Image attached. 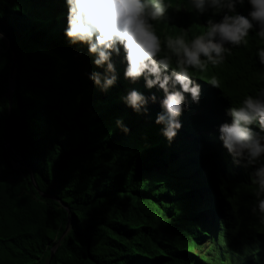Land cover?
I'll list each match as a JSON object with an SVG mask.
<instances>
[{
    "label": "trees",
    "instance_id": "1",
    "mask_svg": "<svg viewBox=\"0 0 264 264\" xmlns=\"http://www.w3.org/2000/svg\"><path fill=\"white\" fill-rule=\"evenodd\" d=\"M165 4L151 21L161 56L168 37L190 41L195 23L200 30L223 15L198 13L190 0ZM249 8L245 0L235 11ZM66 15L64 0H0L16 57L11 74L0 40V264H264V224L251 213L255 166L233 163L217 131L230 122L228 107L264 87L255 43L203 72L189 69L199 103L185 94L188 110L168 143L155 124L162 92L124 78L123 51L112 57L116 85L100 92L86 77L103 69L66 41ZM130 89L156 95L147 115L121 102Z\"/></svg>",
    "mask_w": 264,
    "mask_h": 264
},
{
    "label": "clouds",
    "instance_id": "2",
    "mask_svg": "<svg viewBox=\"0 0 264 264\" xmlns=\"http://www.w3.org/2000/svg\"><path fill=\"white\" fill-rule=\"evenodd\" d=\"M64 2L67 8L66 41L72 46L86 47L94 67L103 69V73L93 71L86 78L100 92L107 93L118 79L112 57L123 51L124 78L131 83L143 78L146 89L162 92L161 111L155 117V124L162 126L160 134L168 143L182 127V112L188 110L185 94L193 104L199 103L201 88L192 78L190 68L203 72L209 63L213 66L221 64L231 48L237 51L247 45V40L255 43V55L264 66V0H247L250 8L237 12L236 5H243L245 0H190L191 9L198 13L211 9L213 15L221 11L223 15L219 21L207 20V26L190 41L183 35L175 39L168 37L165 48L170 54L162 56L159 55L161 40L151 21L164 17L165 0ZM3 39L0 33V40ZM209 83L218 87L215 76ZM121 102L135 114L147 115V104L157 103V98L154 94L145 97L136 89H130L121 97ZM225 115L230 122L219 125L218 139L233 163L243 162L245 168L255 166L249 174L251 184L256 186L251 213L264 224V87L255 95H246L239 106L228 107ZM115 123L125 134L129 132L122 120L117 119Z\"/></svg>",
    "mask_w": 264,
    "mask_h": 264
},
{
    "label": "water",
    "instance_id": "3",
    "mask_svg": "<svg viewBox=\"0 0 264 264\" xmlns=\"http://www.w3.org/2000/svg\"><path fill=\"white\" fill-rule=\"evenodd\" d=\"M0 33L3 34L4 36V39L2 40L4 42V44L6 45L7 49H9V51L11 52L12 54V65H11V74L13 73L14 71V68H15V64H16V57H15V50H14V38H13V34H12V31L6 26L4 25L2 22H0ZM11 90H9V94H8V109L10 111V107H11ZM9 120H10V116L8 115V119H7V126H6V131H5V143L7 145V148L9 150H11V148L9 147L8 143H7V133H8V127H9ZM31 178V181L34 185V181H33V178L30 176ZM42 197L46 198V199H52L51 197H48V196H45V195H42ZM66 231L63 233V235L61 236V238L58 240L57 242V245H59L60 243V240L63 238V236L65 235ZM56 245V246H57ZM55 248H52L51 251H50V258L52 257L54 251H55Z\"/></svg>",
    "mask_w": 264,
    "mask_h": 264
},
{
    "label": "rangeland",
    "instance_id": "4",
    "mask_svg": "<svg viewBox=\"0 0 264 264\" xmlns=\"http://www.w3.org/2000/svg\"><path fill=\"white\" fill-rule=\"evenodd\" d=\"M194 24V23H193ZM207 26V25H206ZM205 26V27H206ZM195 31L197 32V33H199L200 34V31H199V29H198V27H197V24L195 23ZM190 69H192V68H190Z\"/></svg>",
    "mask_w": 264,
    "mask_h": 264
}]
</instances>
